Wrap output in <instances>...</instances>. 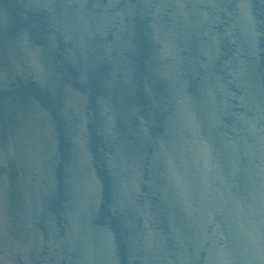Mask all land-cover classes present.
Wrapping results in <instances>:
<instances>
[{"label": "water", "instance_id": "water-1", "mask_svg": "<svg viewBox=\"0 0 264 264\" xmlns=\"http://www.w3.org/2000/svg\"><path fill=\"white\" fill-rule=\"evenodd\" d=\"M0 264H264V0H0Z\"/></svg>", "mask_w": 264, "mask_h": 264}]
</instances>
